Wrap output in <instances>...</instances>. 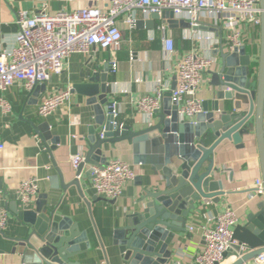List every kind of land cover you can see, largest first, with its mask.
<instances>
[{"label": "crops", "instance_id": "0c3cea01", "mask_svg": "<svg viewBox=\"0 0 264 264\" xmlns=\"http://www.w3.org/2000/svg\"><path fill=\"white\" fill-rule=\"evenodd\" d=\"M108 2L109 0H0V52L12 50L17 45L19 26L16 19L19 11H28L31 15L41 11L55 14L61 10L72 11L89 5L103 7ZM137 15L138 20L150 18L142 11H138ZM203 24L215 30H197L212 32L216 41L214 45H197L199 53L217 58L212 68L203 73L198 90V96L205 102L210 100L213 91L212 72L219 69L220 54L215 55V46L220 44L226 48L223 42L226 32L221 26H212L211 21L205 20ZM163 25L166 27L165 31L161 29ZM122 29L123 42L119 50L93 47L88 53H73L66 61L64 71L51 74L43 88L41 84L29 90L22 82H15L4 92L12 110L5 113L0 108V141L5 146L0 150V215L3 209L8 211L7 226L0 230V249L4 251L0 253V264H20L23 246L16 238L26 236L30 228L19 218L17 210L35 208L42 194H46L47 206L56 212L57 219L69 218L78 223L81 230H86L92 247L88 254L92 256V262L107 264V255L110 264H118L112 245L113 232L124 223L125 214L133 210L142 196L148 184L151 166L135 163L133 145L126 140L113 145L105 144L103 154L106 159L119 158L128 162L136 177L127 183L120 198L107 200L96 193L92 185V164L87 163L79 178L80 193L76 185H70L77 178L71 156L78 153L86 156L90 128H102L96 122L98 116L94 106L88 103L86 95L72 91L70 100L47 117L38 114V107L47 96L73 88L75 83L82 82L84 74L103 70L108 66L111 86L108 98L110 101L114 97L120 103L117 120L134 130L146 128L155 122L154 114L149 116L141 111L137 101L146 95H156V87L162 86L165 88L164 97L159 109H163L164 99L171 96V90L176 86L178 61L193 48L194 43L185 37L192 32V28H172L163 19H156L152 30L137 27L129 30L124 26ZM167 36L174 40L172 52L167 51L164 44ZM243 36L245 46L248 50L254 49V56L259 58L260 28L246 26L243 28ZM131 51L136 53L133 61L130 60ZM112 60L118 64L116 72H111ZM44 125L48 137L41 129ZM244 140L243 148H237L229 140L216 148V178L222 183L224 190L231 193L222 196L218 203H198L197 209L190 214L187 231L180 233L173 243L174 255L170 264H197L195 256L204 246L201 227L209 225L213 216L231 207L237 210L238 224H241L246 222L249 214L258 210L257 205L264 199V194H258L256 190L257 179L263 178L254 131L246 135ZM60 174L66 188L60 185ZM30 178L37 181L39 193L32 202L24 205L18 197V188L22 181ZM190 226L194 227L193 231H190ZM236 258L238 253H232L219 264H230Z\"/></svg>", "mask_w": 264, "mask_h": 264}, {"label": "water", "instance_id": "95a60500", "mask_svg": "<svg viewBox=\"0 0 264 264\" xmlns=\"http://www.w3.org/2000/svg\"><path fill=\"white\" fill-rule=\"evenodd\" d=\"M260 6L256 74L252 73L253 61L246 46L228 50L217 44L215 55L220 54V63L219 69L212 72L211 98L203 102L202 112L193 119L181 118L178 106L169 96L163 101V109L154 112L155 122L146 128L115 126L114 116L108 113L109 67L88 72L82 76V82L74 84L72 91L88 97V103L94 106L98 116L96 122L102 128H90L85 162L76 170L77 178L70 185H76L81 193L78 176L87 163L107 162L103 154L105 144L126 140L133 145L135 163L151 166L142 196L133 210L125 214L124 223L113 232L112 245L118 264L171 263L173 243L180 233L187 231L190 214L198 203H218L222 196L231 193L224 190L216 178L214 157L216 148L226 140L243 148L245 136L254 131L264 192V0H260ZM156 19H163L172 28L191 27L189 22L176 18L171 10L153 13L146 20L139 19L136 27L152 30ZM200 28L215 30L208 25ZM44 86L42 84L41 88ZM45 128V125L41 127L48 137ZM59 178L60 185L66 188L61 174ZM45 199L46 194H42L35 208L17 210L19 218L30 228L26 236L16 238L23 246L20 264H97L88 255L92 247L86 230H81L79 224L69 218L57 219ZM257 208L247 216L245 223L234 228L233 237L239 245L228 249L224 257L232 253L240 256L230 264H248L264 253V199ZM242 244L248 248L245 254L241 252ZM3 252L0 249V253ZM106 259L110 264L107 255Z\"/></svg>", "mask_w": 264, "mask_h": 264}, {"label": "built area", "instance_id": "2783aa9c", "mask_svg": "<svg viewBox=\"0 0 264 264\" xmlns=\"http://www.w3.org/2000/svg\"><path fill=\"white\" fill-rule=\"evenodd\" d=\"M171 10L176 18L189 22L192 32L185 37L191 40L193 48L178 61L176 66V86L171 90V99L178 106L181 118L191 119L203 110V101L198 96L203 73L216 63V57L199 53V44L214 45L215 36L210 31H198L206 20L212 26H221L225 30L223 42L228 50L245 46L243 28L261 26L260 0H109L106 6L89 5L80 9L61 10L55 14L45 11L29 14L28 11L17 13L19 31L17 45L12 50L0 52V108L8 113L11 103L4 92L15 82L33 90L36 85L46 83L53 73H61L65 63L73 53H88L93 47L117 51L123 42V29L136 28L138 11L149 17L153 13ZM165 25L161 29L165 31ZM167 51L174 50L171 36L164 38ZM258 55V54H257ZM256 62L258 56L251 55ZM136 59V53L130 52V60ZM118 64L110 62L111 72H116ZM256 74V73H255ZM162 86L156 87V95H146L137 101L138 108L152 116L161 106L164 97ZM121 91H123L121 89ZM72 88L47 96L38 107V114L47 117L62 106L71 97ZM108 113L115 118V126L122 127L117 120L120 103L114 97L108 102ZM0 141V150L4 149ZM85 162L83 153L71 156L72 166L77 170ZM92 185L98 195L107 200H116L123 195L128 182L136 177L131 165L119 158L106 163L91 165ZM81 177V174L78 178ZM256 190L263 192V180L257 179ZM39 193L35 179L30 178L20 183L18 197L22 204L33 201ZM8 222V211L3 209L0 215V230ZM239 215L234 208H227L210 219V224L201 227L204 239L203 248L196 254L197 264H219L225 252L239 245L233 237L238 225ZM190 231L194 227L190 226ZM243 254L248 252L245 244L241 246ZM240 256V254H238ZM253 264H264V253L252 260Z\"/></svg>", "mask_w": 264, "mask_h": 264}, {"label": "trees", "instance_id": "16d2710c", "mask_svg": "<svg viewBox=\"0 0 264 264\" xmlns=\"http://www.w3.org/2000/svg\"><path fill=\"white\" fill-rule=\"evenodd\" d=\"M260 28V27H259ZM261 32V31H260ZM246 49H247V51H248V53L249 54H254V52H252L254 49H250V50H248V48L246 47ZM257 67H258V63H257V61L256 62H253L252 63V67H251V69H252V73H256L257 72Z\"/></svg>", "mask_w": 264, "mask_h": 264}]
</instances>
